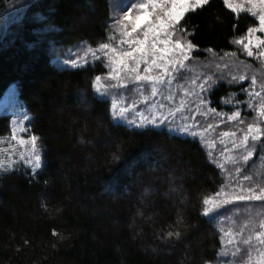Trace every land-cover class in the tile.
<instances>
[{"label":"trees","instance_id":"16d2710c","mask_svg":"<svg viewBox=\"0 0 264 264\" xmlns=\"http://www.w3.org/2000/svg\"><path fill=\"white\" fill-rule=\"evenodd\" d=\"M110 1L0 0V22L14 14L0 29V97L15 86L29 115L26 138L42 150L34 174L24 161L6 160L1 153L12 146L11 120L0 115V264H220L226 226L237 241L226 262L252 264L264 256V242L255 240L264 235V200L232 194L238 187L257 194L264 188V134L235 147L237 176L250 179L230 189L231 166L222 167L204 139L165 127L127 128L112 119L111 101L95 92L97 77L107 73L103 59L58 65L72 60L74 49L111 43ZM256 25L249 13L207 0L172 30V41L193 45L186 65L193 66L188 77L194 79L188 83L205 87L204 100L215 114L239 112L236 123L223 122L236 137L249 125L264 131V68L241 56L235 43ZM208 77L215 81L210 91ZM226 190L235 199L228 193L210 223L204 201Z\"/></svg>","mask_w":264,"mask_h":264},{"label":"rangeland","instance_id":"374dc122","mask_svg":"<svg viewBox=\"0 0 264 264\" xmlns=\"http://www.w3.org/2000/svg\"><path fill=\"white\" fill-rule=\"evenodd\" d=\"M223 1L225 3V0ZM111 2L114 19V37H112L111 43L107 46V48L102 47L96 50H91L89 48L82 47L77 50L74 49L68 53L69 56L73 57L72 60H63L58 62V65L63 68H73L75 66H83L93 60L103 59L106 64L107 73L105 77L96 80L95 92L99 96L109 98L111 101V117L115 122L120 123L127 128L140 129L143 127H153V125L149 122L155 119V123L156 125H159V127L154 128L165 127L166 130H168V128L175 127H177L176 129L186 128L189 133H196L195 137L204 139V142H206V148L215 154L222 167L228 169L226 166H231L230 169H228V176H230L228 180L231 183L228 187L230 189L233 188L231 185L234 181L236 182L239 179H244L238 178V176L241 177L238 175L239 173L237 171V169H240L238 157L241 156L236 153L233 144H236L237 139L241 141L247 132L244 135L236 137V134L234 133L235 135H232L233 131L230 132L228 129L226 130L223 124L225 122L230 124L236 123L238 116L234 119H229V117L232 116H219L218 114H215L210 107H208L204 100V90L202 91L201 87L193 82L191 84L188 83L189 79H194L188 77L189 75L192 76V73L194 74L192 71L193 68L191 69L193 66H190L189 64L188 66L186 65V63H190L189 60H185L184 67L180 69V71L186 76L178 78L179 73H174L170 84L168 83V77H165L164 83L157 84L155 86V95L152 94V86L149 83L136 80L135 77L137 73L132 72L131 68L135 66L133 58H139L141 54L135 51L137 44L134 41H145L144 32L147 30L148 24L145 23L141 25L136 32H132L131 24L127 19H125V17L130 9L132 10L133 16H135L140 11L138 6L142 3L149 4L150 0H112L110 3ZM229 3L237 8V11L234 12L232 8L225 4L232 12L236 14L246 12L255 17L257 25L253 29H257V31L252 33L248 32L241 40L242 43L237 46L241 56L253 60L254 63L256 61H260V66L264 68V44L258 45L255 39V37H259L261 40H264V32L258 31L260 27L258 16L261 14V8L264 7V3H262V0H229ZM159 4L160 6L156 9L151 7L147 8V11L151 13L149 19L153 24L157 22V17H159L160 20L167 21L165 13L171 8V0H159ZM134 5L137 7H133ZM189 11L193 10L189 8V10L184 12V14ZM7 15L8 20L5 23L8 21L10 23L14 14H11V16L13 15L12 17L10 16V13ZM178 21L172 22L167 28V32L171 33L169 47L173 49L175 53L174 58L177 59L180 58V50L175 49L174 47L176 42L172 41V30L173 26L178 23ZM5 23L3 20L0 22V29ZM127 33H131V35H128ZM249 40L252 42L249 43ZM153 43V37L150 35L145 41V59H147L149 63H151L153 58H158L161 54L151 49V45ZM245 44H248L247 48L244 47ZM180 46L184 51L188 52L187 47L183 43H180ZM163 47L164 45L156 43L157 49H162ZM248 51H252L253 55L249 56ZM125 52L132 53V57L125 61L128 65L126 69L123 65H115L110 62L112 59L120 57L121 54ZM169 55H171V53ZM168 58V56H165V59ZM145 66L146 65L143 62L140 64L138 71L139 75H159V72L157 71L145 73L143 71ZM239 66H235V64L231 65L235 71H246L245 73H250L248 68H244L241 64H239ZM114 68H119L120 71L118 73H114ZM113 76H115V78H113ZM181 80L187 82H180ZM101 93H103V95H101ZM201 101H203V103ZM258 111L260 115L263 111L262 107H260ZM2 114L8 115L11 120V135L8 143H11L12 146L7 147L6 150L4 149V152L6 153H1V155H6V160L12 159L24 161L26 166L31 169V172L33 174L36 173L42 166V150L34 138H26L27 135L25 134V131L26 125L29 122V115L21 106L14 85H11L9 89L0 97V115ZM117 117H120V119H117ZM162 119L164 120L163 124H161ZM171 133H176L180 136L193 137L191 135H185L179 131ZM225 133H229V135L225 136ZM245 154L249 155L248 152H245ZM251 155L252 154H250L249 157H251ZM2 156H0V163L4 161ZM242 160L244 162L246 161L243 158ZM238 190L240 191L241 188L238 187ZM230 191L233 192V190ZM230 191H223L220 195L209 199L210 201H213V203L206 204V212L207 215H209L208 217L213 215V209L222 205L226 198L227 200L229 199L227 194H230ZM230 198L231 200L235 199L231 194ZM219 222L223 225L224 219H221ZM239 226L240 225L238 223L237 225H233L235 231L238 230L236 227L239 228ZM227 229L228 228L226 226L224 231L222 230L224 248L221 258L224 263H222L223 261L221 260L220 264H230L226 262L228 257L229 259L230 257H233V253L230 251V248L234 241L237 242L234 238L235 232H230V230ZM255 240L257 244L263 243L264 235L262 233H258V235L255 236ZM252 264H264V256L260 257Z\"/></svg>","mask_w":264,"mask_h":264},{"label":"snow or ice","instance_id":"6c2138e0","mask_svg":"<svg viewBox=\"0 0 264 264\" xmlns=\"http://www.w3.org/2000/svg\"><path fill=\"white\" fill-rule=\"evenodd\" d=\"M207 3V0H171V8L165 13L167 17V21L160 20L159 17H157V22L153 24L151 20L149 19L151 13L147 11L148 7H151L153 9H156L157 7L160 6L159 0H150L149 4H140L138 7L140 11L133 16L132 10L130 9L128 14L126 15L125 19L129 21L131 24V31L136 32L138 28L141 27V25L147 23L148 28L144 32V37L145 41L148 39V37L151 35L153 37L154 43L151 45V49L155 50L157 53H161L158 58H153L151 60V63L148 62L147 59H145L146 51H145V41H134L137 44V47L135 48V51L140 53L139 58H133L134 62V67L131 68L132 72H136L137 75L135 77L136 80L138 81H144L149 83L152 86V94H156V85L157 84H162L164 83L165 77H168V83L170 84L172 81V77L174 73H179L178 78H183L184 73L180 71L181 68L184 67V61L188 60L189 57V52L184 51L181 46L179 41L176 42L175 44V49L180 50V58H174L175 53L172 48L169 47V40L171 37V33L167 32V28L170 26V24L174 21H178L179 18L184 14V12L188 11L189 8L192 10H195L196 7L201 6L203 4ZM262 3H264V0H262ZM225 4L228 5L232 10L235 12L237 11V8L234 7L232 4L229 3V0H225ZM133 7H137L134 5ZM258 21H259V29L258 31L264 32V7L261 8V14L258 16ZM254 31H257V29H249V33H252ZM128 35H131V33H127ZM257 44L261 45L264 44V40H261L259 37H255ZM252 41L249 40V43ZM156 43H159L161 45H164L162 49H157L156 48ZM235 43L240 44L242 43L241 40H236ZM104 48H107V45L103 46ZM187 49L190 51L193 48V45L191 43H188L186 45ZM245 48L248 47V44L244 45ZM171 53V55H169ZM248 55L252 56L253 53L252 51H248ZM165 56H168V59H165ZM132 57L131 52H125L122 53L120 57H117L115 59H112L110 62L115 65H123L124 68L126 69L128 65L126 64V60L128 58ZM144 63L146 66L144 67L143 71L145 73H151L153 71L159 72V75H144L141 76L138 74L140 64ZM120 71L119 68H114L113 72L118 73ZM115 78V76H113ZM225 77L220 76L217 77L216 79H224ZM236 77H233L232 80H235ZM241 80H243V77H240ZM97 80H99V77H97ZM209 83L206 85L207 90H211L213 84L215 81L212 79V77H208ZM229 83H232V81H229ZM254 83V81H253ZM202 91L205 90V87L202 85L201 86ZM103 95V93H101ZM81 102L82 103H87L88 98L87 95L82 93L81 94ZM203 103V101H201ZM122 111V110H121ZM212 111H215V109H212ZM264 114V113H262ZM236 116H239V112L234 113L232 117H229V119H234ZM117 119H120V117H117ZM153 125V127H159V125H156L155 119L150 121ZM164 123V120H161V124ZM115 126V124H114ZM168 131L170 132H181L185 135H191L193 137L196 136V133H189L186 128L184 129H174V128H168ZM264 134V131L260 129L259 127H254L252 125H249L248 127V132L244 135L243 139L240 141V144H233V147H242L244 146L248 139L249 136L251 137V140L253 142L257 141L260 139L261 135ZM225 136H228L229 133H225ZM232 135H235L234 133ZM254 146V145H253ZM262 148H264V144L261 145ZM246 152L251 154V152L246 148ZM245 160L248 159V156L244 157ZM239 171V169H237ZM245 180L250 179L248 176L244 177ZM220 195V193H218ZM232 195L235 196L236 199L238 200H246V199H251V200H264V188H260L259 194L254 192L251 188L247 189V192H245L243 189L240 190L239 194L237 195L236 193H233ZM227 202V201H225ZM205 204H212L213 201L210 200H205ZM207 215V212L205 213ZM214 219H218V217H209V222L211 223ZM264 227V225H262ZM171 235V233H169ZM177 235H179L177 233Z\"/></svg>","mask_w":264,"mask_h":264}]
</instances>
